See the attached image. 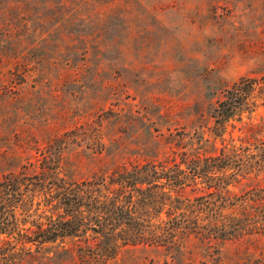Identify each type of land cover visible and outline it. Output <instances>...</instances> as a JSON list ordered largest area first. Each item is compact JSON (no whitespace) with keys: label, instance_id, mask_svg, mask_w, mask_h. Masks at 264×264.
<instances>
[{"label":"rangeland","instance_id":"rangeland-1","mask_svg":"<svg viewBox=\"0 0 264 264\" xmlns=\"http://www.w3.org/2000/svg\"><path fill=\"white\" fill-rule=\"evenodd\" d=\"M1 55L0 176L38 171L43 151L60 175L81 179L170 146L248 144L246 122L264 136V103L220 134L212 114L226 86L264 75V0H0ZM252 187L264 188V173L229 185ZM182 254L131 244L105 264H264V234L210 248L191 237Z\"/></svg>","mask_w":264,"mask_h":264},{"label":"trees","instance_id":"trees-1","mask_svg":"<svg viewBox=\"0 0 264 264\" xmlns=\"http://www.w3.org/2000/svg\"><path fill=\"white\" fill-rule=\"evenodd\" d=\"M223 96L212 113L219 134L229 118L238 114L241 120L244 111L264 103V75L239 77ZM245 128L248 144L222 145L214 154L170 146L162 156L128 157L81 179L60 175L46 151L36 172L2 173L0 234L6 238L0 240V264H105L125 245H163L182 254L191 237L210 248L264 234V188H229L249 173H264L261 126L246 122ZM100 138L92 141L98 152ZM38 195L49 214L37 211L40 201L32 208ZM51 247L54 255L38 254Z\"/></svg>","mask_w":264,"mask_h":264}]
</instances>
